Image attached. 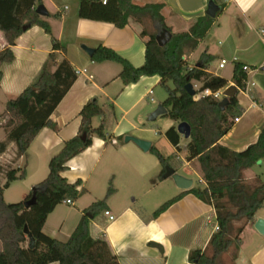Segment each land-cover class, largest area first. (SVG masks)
<instances>
[{
    "label": "crops",
    "instance_id": "0c3cea01",
    "mask_svg": "<svg viewBox=\"0 0 264 264\" xmlns=\"http://www.w3.org/2000/svg\"><path fill=\"white\" fill-rule=\"evenodd\" d=\"M40 2L38 6L43 4L42 0ZM46 2L48 16L41 18L50 24L54 38L66 48L65 53L57 52V62L67 59L77 73V80L51 117L57 129L44 128L20 158L16 156L15 143H10L7 151L0 155V166L4 171L20 168L26 172L25 179L13 182L5 190V201L8 204L24 201L31 189L48 177L50 160L62 150L65 142L79 133L81 110L97 98L105 109H113L112 116L108 118V139L94 137L91 147L72 159L63 173L72 184L81 181L79 190L85 188L87 193L72 205L66 202L59 205L48 216L44 234L67 242L84 211L105 199L112 185L115 193L108 199L105 211L114 215L116 220L111 222L105 211L91 218V236L98 238L104 235L120 264H191L190 253L198 249L207 251L216 233L214 208L179 189L172 178L163 179V166L151 150L144 152L133 142H125L127 136H133L150 142L162 154L160 140L152 130L142 127L151 112L162 105H157L154 98L160 77H142L135 84L125 85L119 77L121 65L94 62L83 49L84 46L94 50L99 46L110 48L135 68H140L146 61L147 38H141V31L135 24L120 29L112 23L80 18V0ZM223 2L225 8L217 14L214 28L198 50L186 52L184 60L194 67L203 54L213 56L214 62L208 73L226 79L228 87L235 85L236 64L250 68L251 72H246L248 90L238 89L237 95L243 115L220 141L222 146L232 151L243 152L258 141L264 127V106L256 104L249 95L256 89L264 98V0ZM134 3L138 6L164 4L162 15L166 25L174 34H182L189 32L199 18L207 15L209 0H134ZM6 46L7 41L0 32V50ZM13 52L15 61L2 66L0 116L5 113L7 103L39 76L53 53L52 38L42 28L32 27L16 41ZM222 60L228 61L224 69L219 68ZM101 121V117L95 118L93 127H99ZM3 123L4 119L0 126ZM180 124L174 121L173 125H167L164 133L176 154L185 152L186 163L175 170L192 179L193 188L205 186L198 160L187 159L186 147L190 139L180 135V149L177 150L166 137V132L172 127L178 132ZM6 138L5 129L0 127V143ZM259 176L253 168L244 173L248 182ZM1 181L5 183L4 175ZM13 189H18L16 195ZM179 196L180 199L164 213L153 218L162 205ZM258 219H264V208L258 211L254 223L242 233L234 264H264V236L255 228Z\"/></svg>",
    "mask_w": 264,
    "mask_h": 264
},
{
    "label": "trees",
    "instance_id": "16d2710c",
    "mask_svg": "<svg viewBox=\"0 0 264 264\" xmlns=\"http://www.w3.org/2000/svg\"><path fill=\"white\" fill-rule=\"evenodd\" d=\"M210 1V0H209ZM222 13L223 0H213ZM40 0H0V32L4 34L7 46L0 50V84L3 80L2 66L15 61L13 47L16 41L32 27L42 28L52 38L53 53L43 67L35 82L18 97L10 100L2 115L7 138L0 143V155L5 153L10 143L17 147L16 156L26 154L30 145L44 128L57 129L51 117L64 97L77 80V73L67 59L57 62V52L66 48L52 34L50 24L36 13ZM164 4L138 6L134 0H80L79 16L82 19L114 24L125 28L132 24L144 26L140 33L146 41V61L135 68L128 60L110 48L99 46L92 56L97 63L113 62L122 66L119 77L125 85L137 83L142 77L159 76L160 85L167 89L168 97L162 103L168 117L191 127L190 142L186 149L188 161L198 160L205 186L197 185L188 194L212 206L216 212L217 230L212 236L207 251L194 250L190 253L191 264H221L225 254L233 244L241 243L245 228L254 223L258 211L264 207V180L256 177L248 182L245 171L264 161V127L258 141L243 152H235L220 144L234 127L236 119L243 115L237 97L230 100L225 111L219 108L220 101L211 97L196 100L185 89L189 83H199L200 90L218 91L228 87V81L208 73L214 57L203 54L198 64L190 67L184 60L186 52L198 50L202 41L214 28L216 18L205 15L199 18L189 32L174 34L164 20ZM150 22L153 32L145 27ZM164 31L172 34V40L160 47L157 37ZM242 64H236L233 81L240 91H247L248 74ZM55 68V70H53ZM173 88L168 87V83ZM252 100L264 106L263 96L256 90L249 92ZM109 109V110H108ZM105 109L97 98L89 101L81 110V126L73 139L64 143L62 150L49 162V175L34 186L24 201L8 204L4 192L11 184L25 179L22 169H4L0 166V264H120L118 257L104 235L93 238L90 234L91 218H95L107 208L108 199L115 193L110 185L105 199L94 203L84 211L76 230L67 242H61L44 234L43 229L48 216L66 201L73 204L87 193L79 190L81 181L70 183L63 173L68 163L91 147L93 138L107 140L108 118L112 107ZM109 111V113H108ZM101 117L99 127H93L95 118ZM86 135V140L82 137ZM171 144L179 150L180 134L174 127L166 132ZM151 152L163 166L176 169L172 157L165 158L155 147ZM4 175L5 183L1 181ZM36 196L34 206L27 208L26 202ZM180 196L162 205L154 214L157 218L173 205ZM236 223H242L237 229ZM28 232H25V229ZM236 256L234 258V261Z\"/></svg>",
    "mask_w": 264,
    "mask_h": 264
},
{
    "label": "water",
    "instance_id": "95a60500",
    "mask_svg": "<svg viewBox=\"0 0 264 264\" xmlns=\"http://www.w3.org/2000/svg\"><path fill=\"white\" fill-rule=\"evenodd\" d=\"M220 11V7L213 1L210 0L208 4V10H207V15L211 18H216L217 14ZM36 13L40 17H47L48 16V11L47 9L43 6L40 5L36 8ZM172 40V34L168 31L162 32L158 37H157V42L160 47H165L170 41ZM83 49L90 55L93 56L95 54L94 49H90L86 46L83 47ZM264 70V68H263ZM187 93L193 97L196 96L197 91L195 90V87L192 83H189L185 87ZM238 88L235 85H232L224 91V98L223 100L220 101L219 103V108L221 111H225L226 107L229 106L230 100L237 97L238 95ZM168 114L167 109L163 106L160 105L157 110L154 112L153 116L151 117L152 120H156L159 116H165ZM178 133L182 136H184L186 139H190L191 137V127L187 123H181L178 126ZM82 140H86V135L82 137ZM125 142H133L136 144L140 149H142L144 152H149L152 148V144L148 141L138 139L133 136H127L125 138ZM163 179H170L172 178L176 184V186L184 191H189L193 188L194 181L192 179L186 178L176 172L175 169L171 167H166L165 168V173L162 176ZM36 203V196H34L31 200L26 202L25 206L27 208H30L34 206ZM255 228L256 230L264 236V219H258L255 223ZM25 232H28V229H25Z\"/></svg>",
    "mask_w": 264,
    "mask_h": 264
},
{
    "label": "rangeland",
    "instance_id": "374dc122",
    "mask_svg": "<svg viewBox=\"0 0 264 264\" xmlns=\"http://www.w3.org/2000/svg\"><path fill=\"white\" fill-rule=\"evenodd\" d=\"M46 1L47 0H42L43 4H41L45 8H46V5L44 3H47ZM135 25L140 29L141 32L143 31L144 26L139 25V24H135ZM145 27H147V30L149 32H153L154 31L150 22H146ZM192 84L195 87H198V84L196 82H193ZM168 87L173 88V84L171 82H169L168 83ZM167 97H168L167 89L165 87L161 86V85H158L156 87L155 95H154V98L156 99L157 105H159V103H163L167 99ZM155 111L151 112V114H150V116L148 118L149 120L147 119L145 126L143 125L142 127L152 130L151 132H153V135L160 140L159 141V145H160V149H161L162 154L164 156H166V157H168V156L172 157L173 158L172 159V165H174L175 168H179V167L182 166V164L186 163L185 152L176 154L174 149L171 147V145L167 141V139L164 137V133L168 129L167 125H173L174 121L171 120L168 117H163V116L159 117L156 121H151L150 119L153 116ZM3 119H4V117L0 116V122ZM96 126L97 125L95 124V127ZM185 143H186V141L184 140L183 144H185ZM253 171L255 173L259 174L260 176H262V178L264 180V161H261L257 165H255L253 167ZM195 183L197 184V179H196ZM18 189H13V194L16 195L17 192H18ZM8 200H10V197L8 198ZM85 200H88V199H85ZM14 203H19V202H12V203H9V204H14ZM241 224L242 223H236L235 224V229H234L233 236H235V233H236L237 229L241 226ZM0 249H2L1 242H0ZM236 252H237V245L233 244V246L231 247L229 252L223 256V258L221 260V264H234L233 262H234V256H235Z\"/></svg>",
    "mask_w": 264,
    "mask_h": 264
},
{
    "label": "built area",
    "instance_id": "2783aa9c",
    "mask_svg": "<svg viewBox=\"0 0 264 264\" xmlns=\"http://www.w3.org/2000/svg\"><path fill=\"white\" fill-rule=\"evenodd\" d=\"M104 3H106V0H104ZM227 65H228V61H227V60H222V61L220 62V64H219V68H220V69H224ZM243 69H244V71L247 72V73H250V72H251V71H250V68H249L248 66H244ZM194 87H195V86H194ZM195 90H196V91H199V90H200V87H195ZM225 90H226V88H224V89H220V90H218V91H212V90H210V89H206V90H204V91L199 92L198 94H196V96H195L194 98H195L196 100H199V99H201V98H203V97H211V98H214V99H217V100L221 101V100H223V98H224V91H225ZM238 121H239V119H236L235 122H238ZM113 143L116 144V141H113ZM66 203H67V204H70V205L73 204L70 200H69V201H66ZM104 213H105V215H106L107 217H109V220H110L111 222H113V221L116 220V217H115L114 215H112L110 212L105 211Z\"/></svg>",
    "mask_w": 264,
    "mask_h": 264
}]
</instances>
